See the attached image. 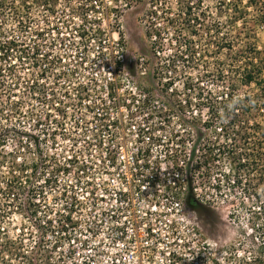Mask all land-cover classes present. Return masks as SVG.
<instances>
[{
    "label": "built area",
    "instance_id": "obj_1",
    "mask_svg": "<svg viewBox=\"0 0 264 264\" xmlns=\"http://www.w3.org/2000/svg\"><path fill=\"white\" fill-rule=\"evenodd\" d=\"M47 1L54 13L41 8V22L35 20L31 24L34 31H47L42 37L44 40L36 34L28 42L33 41L32 46L42 44V54L49 51L52 58L58 56L61 59L58 68L65 57H62L63 52L59 51L60 55L56 52L69 43L71 48L67 57L72 55L78 61L85 59L95 67L102 64L103 69L113 73L103 82L95 72L91 76L95 79L90 84L84 81L77 82L76 86L74 82L73 88L69 87V92L75 93V99L78 92L74 89H87L89 97L83 98L79 105L98 115L99 123L96 128L88 129L84 120L77 122L75 127L81 136L79 139L72 136V139L80 145L87 143L88 149L75 151L60 163L65 167L60 173H55L51 167L54 173L48 175V178L53 176L62 189L61 174H66V180L75 176V182L69 181L70 185L58 195L60 198L65 196L58 200L63 209L56 211L52 220L56 223L60 216L67 227L61 236L63 241L81 246L78 251L75 247L70 251L63 248V253L76 255L83 250L94 256V261L87 264H213V248L208 239L202 238L197 212L185 204L188 186L183 179L189 173H182L173 166L174 162L188 161L181 160L180 151L169 154L164 151L169 141L158 129L164 121L159 117L152 118L144 111L142 106L149 95L143 92L146 86L140 88L125 63L121 20L139 0ZM65 13L69 15L61 21L60 17ZM52 30L64 31L70 39L64 38L62 33L58 35L60 37L49 39ZM139 62V67L147 65V61ZM81 69L83 66L71 72L63 71L59 76L68 77V84H71L73 80H80ZM146 71H140L139 75H147ZM129 82L135 85H127ZM75 103L74 100L68 107H78ZM106 104H112L110 110L117 111V116ZM152 105L162 106L158 101ZM156 127L158 130L151 139L149 129ZM62 130L65 135L57 129L55 137H66L73 142L67 139L68 130ZM85 132H93V139L91 136L85 138ZM107 141L113 144L110 149L106 147ZM130 144L134 145V150H130ZM105 147L102 163L96 156ZM171 148L175 149L173 143ZM155 151L159 153L153 160ZM186 156L183 153L184 159Z\"/></svg>",
    "mask_w": 264,
    "mask_h": 264
},
{
    "label": "trees",
    "instance_id": "obj_2",
    "mask_svg": "<svg viewBox=\"0 0 264 264\" xmlns=\"http://www.w3.org/2000/svg\"><path fill=\"white\" fill-rule=\"evenodd\" d=\"M177 2V9H175L176 13L171 17L169 15V10L172 9H169L167 6L168 2L162 4L160 0H150L151 10L148 14L146 36L150 42L151 50L156 56L157 66L154 64L153 68L148 70L149 63H147L146 72L149 75L152 74V77L159 82L160 90L163 93V101L161 107L152 105L157 101V95L148 85V87L144 88L143 92L149 95L142 107L144 111L149 113L150 117H159L164 121V125L158 129L163 132V136L169 141V144L167 143L165 145L166 149L164 151L166 154L174 150L176 152L180 151L182 154L184 152L187 154L184 160L188 162H182V164L174 162L173 166L182 173L185 171L189 173L185 178L186 180H183L188 186V192L184 197L185 204L190 209L197 213L202 210V203L206 195H200L198 193V188L194 187L196 183H198L196 181V176L198 177L205 172L209 173L213 168L219 166L217 163H219L221 159L218 158L233 161L229 173L225 176V181L229 188H232L234 191L236 189H241L242 191L246 190L249 198L260 199L263 197L261 194L262 189H259L257 183H255L253 179L255 177L257 178V182L264 183V143L262 142L264 140V130L259 124L257 125L258 127L253 128L252 132L246 131V129L241 126V114L251 115L253 107L248 108L245 104H242L245 99H240L241 97L238 95L239 87L233 83V80L229 81V77L232 79L240 78L241 82L247 86L256 85L260 91V101L264 102V79L259 81L261 75H259V73L257 74L256 71V67H259L258 61L261 60L259 59L260 53L258 48L255 44H249V57L247 58L250 62L247 63V69H241L238 66V69L233 71L235 63L238 61L240 62V60L235 59L231 60L233 63L232 65L227 64L225 67H221L224 65L222 63L221 66H219V64L215 66L216 80H222L223 85L226 84L224 86V91L216 93L217 89L206 86L203 81L210 77L214 78V75H212L213 72L208 70L210 68V62L208 60L212 56L210 50L212 45L210 42L212 41L213 33L215 37H218L222 33L218 27L207 28V26H205L204 22H207L208 16L206 17L207 11L206 9L204 10L203 0H177ZM223 2L224 1L219 2V7L221 9L225 7L223 4H227V6L232 7V11H235L236 21H234V24L243 18L242 15L244 10L240 6L242 0H239L237 4L234 2L231 4ZM248 3L253 7L255 6L260 14L259 16L264 18V0H248ZM258 6H261L262 9H258ZM41 8L52 10L47 0H0V166H3L7 161V156H5L3 152L6 144L4 133L11 134L13 131L15 132L17 130L15 127L6 126V124L3 123L4 120L8 121V118H10L8 114L6 115L5 111L10 109L15 115L19 116L23 106L17 90L19 87L22 88V84L26 86L22 89L23 94H26L30 100L39 101L44 104L48 110L58 111L62 117L68 116V113L61 108V106H55L57 103H64L58 98L60 94L50 93L51 91L47 89L46 85L42 83V81H39L40 78H35L47 77L48 73L58 68L57 65L61 64V59H59L58 56L52 58L51 52L49 51L42 54L41 52L44 48L42 44H35L32 46L30 42L22 40L24 33H20L21 35H19L11 31V27H14L15 24H18V27L21 26V30L29 29L30 25L35 22L33 14L43 12ZM51 12L54 13V11ZM2 29L4 30L2 31ZM46 32L47 31H35L32 36L38 34L37 38H42L45 36ZM204 38H206L207 45L204 46L206 49L202 53L199 45L202 44ZM42 39L44 40V38ZM219 40L221 41L219 42ZM219 40L216 44L218 49H232L234 39H230L229 34L225 37L222 36ZM220 43L221 47L218 45ZM166 46L176 47L175 53L168 57V59L165 58V60H162L163 56L161 54L164 53ZM17 63L29 64L31 69H38L36 71L40 74L34 71L35 77L31 79V82L21 83L22 78L18 75ZM134 65L139 66L140 62L137 61ZM181 66L184 68L183 70L180 69ZM198 67H202V71L198 72L197 77H193L192 74L188 73L192 69L194 70V68ZM229 67L231 70L228 69ZM259 71H261L260 67ZM12 74H15L16 79L11 80L14 84L12 86L9 85V94H7V91L4 93L7 100L4 101L3 89L5 87V79L7 80L8 75L12 76ZM238 75L239 77H237ZM141 87L142 85H140V88ZM76 90L78 94L76 99H74L76 102L74 106L79 105V103L81 104L83 98L89 97L85 87L74 89V91ZM69 94L70 93H68L67 96H69ZM82 94H85V97ZM240 105L243 106L242 113ZM262 105H264V103ZM34 113L35 112L32 111V114H29V119H34V122H36V125H34L35 127H43V125H41L42 119H44V121H49V118H51L49 113L40 116L34 115ZM38 119L40 121L37 122ZM175 121H179V123H181L180 125L185 128L182 132L167 129L166 126L170 127ZM200 123L206 130L214 133V140L196 146L192 135L201 136L203 131L195 132L192 128L200 127ZM59 126H61V124ZM61 127L63 128V126ZM158 129L157 127L151 130L149 129L148 134L151 139L154 138L153 135ZM56 131L57 129H55L54 133L49 135L46 128L41 129L40 132L42 134L37 137L38 140L36 139L35 132L32 133L29 131L25 134L27 137L34 140V145L32 144L34 148L33 152L39 151L42 156L45 148H48V138L50 139L53 134L55 136ZM61 131L63 135H65V131ZM42 136L48 138L43 139ZM252 139H258L259 141L257 140L255 143H252ZM51 140L55 141V139ZM72 140L76 143L75 139ZM41 142L44 143L41 144ZM172 143L175 149L171 148ZM188 144L191 146L188 147ZM73 146L74 144L72 147ZM16 155L17 154H14L13 159H11L12 169H15L13 175L2 178L4 182L2 183L0 181V186H2L1 188L6 187L9 189V192L5 193V195L10 205L15 204V202L17 203L19 199L17 198L19 196L17 191L24 192L26 188H28V201L25 204L23 203L24 205H21L25 206L26 213L28 212L32 217H35L37 215V209L35 208L37 205L34 203V195L31 191L33 192V175L37 173L38 166L37 163H31L28 159L17 163L15 160ZM44 164L45 163H43V166ZM57 165L58 167L56 166L54 171L55 173H60L65 167L60 163ZM21 172H25V176H23ZM23 178L29 180L28 187L22 182ZM49 179L50 178H46V180H44V184L47 186L51 185V180ZM54 182H56V180ZM214 182V190L220 196H223L222 180L217 179ZM249 192L251 193L249 194ZM64 197H58L56 200H61ZM4 214H6L5 208L0 206V221L4 219ZM60 218L59 216L56 223H54L52 219H48V221L43 222V225L36 226L38 231L41 232L42 237L40 241L36 243L37 249L34 252L32 251L33 249H28V253L22 255L26 264H32L34 259L40 260L42 264H52L47 262V260L52 258V252L49 251L46 245L45 234H50L51 232V234L55 235L58 233L62 236L63 233L67 231L63 219ZM56 229L58 232L55 231ZM0 239L4 242V245H0L3 246V251H0V260L2 258L3 261H7L3 256V253L6 251L16 257L21 254L16 241L5 233L4 229L1 227ZM30 253L31 255H28ZM54 253H56L55 248Z\"/></svg>",
    "mask_w": 264,
    "mask_h": 264
},
{
    "label": "rangeland",
    "instance_id": "obj_3",
    "mask_svg": "<svg viewBox=\"0 0 264 264\" xmlns=\"http://www.w3.org/2000/svg\"><path fill=\"white\" fill-rule=\"evenodd\" d=\"M160 1L162 4L168 2L167 6L169 7V9H172L169 10V15L172 17L173 14L176 13L175 9H177V0ZM220 1H224L223 3L226 2L228 4H231L233 2L237 4L239 0H203L204 10L206 9L207 11L206 17L208 16L207 22H204L205 26H207V28L218 27L222 33L218 37H215L213 33L212 41L210 42V44L212 45V48L210 47L212 56L208 60L210 62V68L208 70L213 72L212 75H214V78L210 77L209 79H205L203 81L206 86L217 89L216 93L224 91V86L226 84L223 85L222 80H216L217 78H215V66L218 64L219 66H221L222 63L224 65L221 67H225L227 64L232 65L233 63L231 62V60L235 59L240 60V62L238 61L237 63H235V68L233 69V71H236L238 69V66L241 69H247V63L250 62L247 58L249 57V44H255L258 48V51L260 53L259 59H261L259 60L260 62L258 61V65L261 71H259V67H256V71L257 74L259 73V75H261L259 77V81H262L264 79V18L259 16L260 14L257 11V8L255 6H251V4L248 3V0H242V4H240V6L244 10L242 15L243 18L240 21H237V23L235 22L234 24V21H236V15L234 13L235 11H232V7L227 6V4H223V6L225 7L221 9L219 7ZM258 9H262V7L258 6ZM150 10V0H139L138 3L135 4L134 8L124 13V16L121 20V31L123 35V39L121 40V42L124 46V54L126 59L125 63H127L128 68L131 70V77H136H134V79L136 80L138 85H143L144 87H148L149 85V88L152 89V91L157 95V101L162 104L163 93L160 90L159 82L152 77V74H147L145 76L139 75L140 71H144L145 69H147V65L142 64L141 67L134 65V63L137 61H143V63H146L147 61V63H149L148 70L152 69L154 64H156L157 66L156 56L152 52L150 42L146 36L148 14ZM68 15L69 13L63 14L62 17H60V20L62 21L66 19ZM34 17L35 20L41 22L39 13L33 14V18ZM11 28V31L18 33L19 35H21L20 33L25 34H23V41L26 40L28 42L29 40H33L32 35L35 31L31 25L30 29L26 30H21V26L18 27V24H15L14 27ZM3 30L4 29H2V31ZM61 33L63 34L64 38L68 40L70 39L66 32H53V30L51 31L49 39L53 37H60L58 35ZM227 34H229L230 39H234L232 49H218L216 45L217 41L219 40V38H221L222 36L225 37ZM220 41L221 40H219V42ZM32 44L33 41L31 42V45ZM201 45H199L201 48L200 51H202L203 53V51L206 49V47L204 46L207 45L206 38H204ZM218 45L219 47H221V43ZM70 48L71 45L67 43L63 48L64 51L61 48V50H58L56 52L59 55L63 52L62 57H65V61L62 62L61 67L58 68L59 71L57 69V71L53 70L52 72L47 74V77L45 76L44 78L35 77L34 71L38 69H31L29 64L17 63L18 75L22 78L21 83L31 82V79H34V77L40 78L39 81H42V83L46 85L47 89L51 91L50 93L60 94L58 95V98L62 102H64L66 106H63L61 104L60 105L66 107V109L64 110L68 112V116L62 117V115L58 113V111L48 110L44 106V104L40 103L39 101L30 100L26 94H23L22 89L26 87L25 84H22V88L19 87V89L17 90L19 97H21L23 106V109L21 110L19 116L15 115L12 110L5 108L8 110L5 111V113L6 115L8 114L10 118H8V121L4 120L3 123L6 124V126L15 127L17 130L15 132L13 131L14 133L12 132L11 134L4 133L6 144L3 152L4 155L7 156V161L3 166H0V181L3 183L4 179L2 178L10 177L13 175L15 169H12L11 159H13L14 154H17L15 156V160L17 163L27 159L31 163H37V173L33 175L32 180L33 192L31 191V193H33L34 195V203L37 205L35 207L37 209V215L35 217H32L31 214H29L28 212L26 213L25 206H23L28 201V188H26L24 192L17 191V193H19V196L17 198L19 199L17 200V203L15 202V204L10 205L5 195V193L9 192V189H7L6 187L1 188L2 186H0V206L5 208L6 211V214H4V219L0 221V227L3 228L5 233L10 235V237L16 241L17 246L19 247V252H21V254L16 257L6 251L5 253H3V256L7 261H3V259L1 258L0 264H26L22 255H24V253H28V249H33L32 251L34 252L37 249L36 243H38V241H40V238L42 237L41 232L38 231V228H36V226L43 225V222L48 221V219L55 218L54 213L63 209L62 203L56 200V198L60 193L66 190V186L68 184L70 185L69 181H72L73 183L75 182V176L73 177V175H71L70 177H67L66 180V174H61L62 176L60 182L63 189L57 181L55 182V184H53L55 181L53 176L49 179L51 180L50 186L44 184V180L48 178L49 173H54L52 172V169H56V165L58 163H62L64 159L69 155H72L75 151H84V149H88L87 143H81L80 145L79 142L74 143L66 140L63 137H55L53 134L50 139L48 137L42 136L43 139L48 138V148L44 147L46 151L44 150L41 156V152H33L34 148L32 147V144L34 145V140L27 137L25 133L29 131H31L32 133L35 132L36 139L38 140L37 137L42 134L40 132L41 129L46 128L49 135L54 133L55 129H58L59 131H61L62 129H67L69 133L67 139H72V136L79 139V137L81 136V132L75 127L78 121L81 122V119L84 120V123L86 122L88 124V129L91 127L96 128V124L99 123V116H96L94 113L89 112L87 109H85L84 106L81 107L79 105L78 107L73 108L68 107L71 103L74 102L75 99V93L69 92V87L70 89H72L74 82L76 86L77 82L86 81V83L90 84L92 80L94 81L95 79L94 77H91L95 72L98 73L99 77L101 76L103 78V82H105L106 80H109L112 71L103 69V67H101L102 64L95 67L94 65L90 64V61H86L85 59L78 61V59H74L72 55L67 57ZM175 49L176 47L166 46L164 53L161 54L163 56V59L162 56L161 59H168V57L172 56L175 53ZM59 51H61V53H59ZM64 65H66V69H64ZM80 66H83L84 68L79 70L81 73L79 77L80 80H71L72 83L68 84V77L59 76V74L63 73V71H65L64 73L71 72L72 69ZM180 69L183 70L184 68L181 66ZM228 69L231 70L230 67ZM199 71H202V67L194 68V70L192 69L188 73L192 74L193 77H197ZM237 77H239V75ZM15 79V74H12V76L8 75L7 80L5 79V87L3 89V100L5 98L4 101H7L4 93H6V91L8 92L9 85L12 86L14 84V82H12L11 80ZM232 80L233 83L239 87L238 95L241 97L240 99H245L246 101H244V103L242 104H245L248 108L253 107L252 114L246 115L242 113L243 106L240 105L242 113L241 126L245 128L246 131L252 132L253 128L258 127L257 125L259 124L263 127L264 130V105H262L264 102L260 101L261 97L259 95L260 91L258 90V87L254 84L247 86L243 82H241L240 78L232 79L231 77H229V81ZM127 85H131V87H133V85L135 84L133 82H129ZM64 88H67L68 92H64ZM68 93H70L69 96H67ZM7 94H9V92ZM107 107L109 108V111L115 113L116 115L117 111L110 110V108H112V104H108ZM31 110L35 112L34 115L37 116L46 115L47 113H49V115H51V118H49V121H44V119H42L41 125H43V127H35L34 125H36V122H34V119H29V114H32ZM38 121L40 120L38 119L37 122ZM138 122L141 121L139 120ZM60 124L61 126H63V128L59 126ZM180 124L181 123H179V121H175L170 125V127H166L167 129H172L173 131L182 132L185 128ZM200 125V127L198 126L197 128H192L195 132L203 131L201 136L192 135L196 146L199 144L202 145L207 141L210 142L211 140H214V133L206 130L201 123ZM107 134L108 133H106V136ZM93 135V132H91L90 134L88 132H85L84 137L87 138L88 136H91V139H93ZM51 139H55V141ZM257 140L252 139L251 142L255 143ZM262 142L264 143V140ZM42 143L44 142H41V144ZM107 143L108 146L106 147H109V149L110 147H113L111 141H107ZM73 144L74 146L72 147ZM106 147L100 153L98 152V155L96 156L97 159H99L102 163L103 153L105 152V149H107ZM89 148L92 147H90L89 145ZM129 148L130 150H134V145L130 144ZM158 153L159 152L157 151L154 152L155 156L153 157V160L156 159ZM218 159L222 160L217 163L219 166L213 168L209 173L205 172L203 174H200L198 177L196 176V181L198 182L196 183L198 193L200 195H206V198L202 203L203 208L197 213V222L199 225V231L202 234V238L204 240L208 239V243H210L213 248V264H264V183L257 182V178L255 177L253 179L254 182L257 183L259 189H262L261 194L263 197H261L260 199L249 198L248 192L246 193V190L244 189V191H242L241 189H236L234 191L232 188H229L228 184L225 181V176L227 173H229L233 161L222 158ZM181 160H184L183 154L181 156ZM43 163H45L44 166ZM21 174L25 176V172H21ZM182 176L185 177L186 174ZM217 179L222 180V188L224 193L223 196H220L214 190V181H216ZM28 181L29 180L25 178H23L22 180V182L26 184L27 187L29 185ZM54 186L55 189L53 188ZM250 193L251 192H249V194ZM55 231L58 232L57 229ZM45 236L46 245L48 246L49 251L52 252V258L50 260H47L48 263L50 262L52 264H60L61 262V264H87L94 261V256H91V254L84 252L83 250H81V254L77 253L78 255L71 254L69 252L68 254H64L62 250L63 248H65V250L67 251H70L71 249H73V247H75L78 251L79 246L81 245H69V241H63V237H61L58 233L54 235L50 232V234H45ZM87 241H89V239H87ZM91 241L94 243V239H92ZM0 245H4L2 239H0ZM2 247L3 246H0L1 252L3 251ZM54 248L56 253H54ZM28 255H31V253ZM32 264L42 263L40 260L34 259Z\"/></svg>",
    "mask_w": 264,
    "mask_h": 264
}]
</instances>
